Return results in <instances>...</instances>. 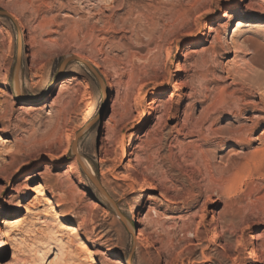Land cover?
<instances>
[{"label": "rangeland", "instance_id": "rangeland-1", "mask_svg": "<svg viewBox=\"0 0 264 264\" xmlns=\"http://www.w3.org/2000/svg\"><path fill=\"white\" fill-rule=\"evenodd\" d=\"M260 4L0 0V264H264ZM211 26L216 33L202 37ZM153 101L163 106L157 114ZM252 122L249 139L233 135ZM101 147L124 165V150L132 160L146 154L151 187L133 191L105 173ZM120 166L113 173H124ZM39 184L63 223L81 226L79 237L51 230L47 208L37 233L10 230L14 256L3 222L24 214ZM149 193L158 199L149 202ZM212 214L225 219L221 239L193 247L184 224L193 219L196 228Z\"/></svg>", "mask_w": 264, "mask_h": 264}, {"label": "bare ground", "instance_id": "bare-ground-1", "mask_svg": "<svg viewBox=\"0 0 264 264\" xmlns=\"http://www.w3.org/2000/svg\"><path fill=\"white\" fill-rule=\"evenodd\" d=\"M254 2V1H253ZM198 8V7H197ZM229 9H233L232 6L229 7ZM230 11L228 12H225L223 15H221L220 17L218 18H221V19H226L228 18V14ZM259 12L264 14V5H259ZM111 18V17H110ZM16 19V18H15ZM261 20V19H260ZM18 21V20H17ZM104 23V22H103ZM93 26V25H92ZM237 28L241 27L242 26V22H238L237 23ZM256 26H260V25H256ZM264 26V25H263ZM259 28V27H258ZM82 30V29H81ZM99 30V29H98ZM101 30V29H100ZM110 30V29H109ZM113 30V29H112ZM111 30V31H112ZM216 33V30L215 28H213L212 26L208 28V34H204L202 37H207V36H211L213 34ZM92 37V36H91ZM102 39V38H101ZM164 39V38H163ZM202 40V39H201ZM200 42V38L199 39H195L193 41H191V43H189V47H193V46H196L197 44H199ZM104 44V43H103ZM91 49V48H90ZM93 49V47H92ZM67 51V50H66ZM64 51V52H66ZM95 51V50H94ZM93 51V52H94ZM97 51V50H96ZM100 51V50H99ZM90 52V51H89ZM97 53V52H96ZM67 54V53H66ZM92 54V53H91ZM127 54V53H126ZM99 55V54H98ZM131 56V55H130ZM88 57V56H87ZM129 57V56H128ZM89 58V57H88ZM97 58V57H96ZM108 58V56H107ZM130 58V57H129ZM110 59V58H109ZM84 62L87 63L88 59L84 58L82 59ZM100 60V59H99ZM121 60V59H120ZM128 60V59H127ZM124 61V60H122ZM121 61V62H122ZM81 62V61H80ZM101 62V61H100ZM99 62V63H100ZM128 62V61H127ZM130 62V61H129ZM85 64V63H84ZM106 65V63L104 64V66ZM130 65V64H129ZM97 69H100V64H97ZM115 67V65H114ZM106 70V69H105ZM109 70V69H108ZM107 70V71H108ZM131 70V69H129ZM233 82V81H232ZM5 84V83H4ZM104 84V83H103ZM105 88V92H108L109 90V87L107 84H104V87L103 89ZM13 94H17V93H20L19 90L17 89H13L12 91ZM1 96V95H0ZM140 100V98H139ZM36 102V101H34ZM114 102V101H113ZM3 103V102H2ZM158 102L157 101H153L152 103H150L149 106L150 107V112L152 114H157L159 111H161V108L163 107L162 105H159L157 104ZM162 103V102H161ZM122 104V103H121ZM263 104V103H262ZM117 105V104H116ZM120 105V104H119ZM162 106V107H161ZM116 112V111H115ZM120 113V112H119ZM163 114V113H162ZM157 120L160 119V116H158L156 118ZM254 121V120H252ZM159 122V121H157ZM156 122V123H157ZM119 123V122H118ZM160 123V122H159ZM253 123V122H252ZM116 124V123H115ZM56 125V124H55ZM155 125V124H154ZM157 125V124H156ZM252 126L250 127H242L241 129L239 128V130L237 131H234L233 135H235V137H239V136H243V137H246V138H250L251 137V132L257 127V124L256 123H253L251 124ZM112 126V125H111ZM243 126V125H242ZM249 126V124H248ZM188 128V127H187ZM192 129V128H191ZM112 133V132H111ZM116 133V132H115ZM69 134V133H68ZM107 135V134H106ZM111 135V134H110ZM66 136V135H65ZM149 138V137H148ZM244 138V139H246ZM242 139V138H241ZM257 140H259L260 142H263L264 143V132L261 134V137L259 138H256ZM247 140V139H246ZM64 141V140H63ZM143 141V139H142ZM146 141V140H145ZM135 136L132 135L129 139V146L132 147L135 145ZM192 142V141H191ZM263 143H261L263 146ZM142 145V144H141ZM144 145V144H143ZM151 146V145H150ZM161 146V145H160ZM158 146V148L160 147ZM75 147V145L73 146V148ZM148 147V145L146 146V148ZM264 147V146H263ZM141 148V147H140ZM144 148V147H143ZM142 148V149H143ZM145 148V149H146ZM150 148V147H149ZM101 151V158H100V164L103 166V167H106L105 169V173H110L112 175V177L114 178V180H118L120 182H124L126 184V186L128 187V189L130 190H136L137 188L139 189H142V188H145V187H151V182L148 181V179L143 175L145 174L144 173V166H146L145 164V159H143V157L145 158V155L146 154H142V155H138L137 153H132L133 156L135 157V160H132L130 158L129 155L126 154V151L124 150V153H123V157H121V160L124 159V160H128V162L124 165L122 161H120V159L118 157H116L115 159H112L108 156V151L104 148V147H101L100 149ZM122 150V149H121ZM264 150V148H263ZM68 151V150H67ZM145 151V150H144ZM153 151V150H152ZM143 152V151H142ZM155 152V151H154ZM146 153V152H145ZM140 154V153H139ZM158 156V155H157ZM147 157V156H146ZM114 158V157H113ZM154 158V157H153ZM147 159V158H146ZM79 160V158L77 159ZM150 160V159H149ZM203 160V159H202ZM82 162V161H81ZM120 163L121 164V168L123 169L124 173H122L121 171V175L117 174L113 171L115 170L117 164ZM135 163V165L133 164ZM153 163V162H152ZM208 163V162H207ZM152 168V167H151ZM145 169H148V168H145ZM150 169V168H149ZM148 169V170H149ZM147 170V171H148ZM87 171V170H86ZM141 171V172H140ZM154 172V171H153ZM104 173V171H103ZM104 173V174H105ZM119 173V172H118ZM144 173V174H143ZM152 173V172H151ZM103 178L105 179V176H103ZM94 181H96L94 179ZM74 183V182H73ZM44 185V184H43ZM43 185H40L37 187V191H34L36 193V198L34 199V203L29 205L28 206V209H26L24 211V214L21 215V216H18V217H15L13 219H10V220H5L3 222L4 224V230L6 231L5 235H7V238L9 240V243H8V246L11 248L13 254L12 255H17V248H18V245L17 243L18 242V237L15 236L13 233H11L10 230L12 229H22L21 230V233L23 234V236H26V235H29V234H35L37 233V229H36V225L34 224V221L36 220L37 217H41V211H45L47 208H52V211L50 214H54V216L52 217V224L51 225H48L51 230L53 229L54 230H57V231H68L71 233V235H74L76 237H79L78 236V231H79V228L81 227L80 225H78V227H75V226H71L69 223L68 225H66L65 223H63V217H61L60 215H58L56 212H54V208L52 207V202L51 200L48 198V196H46L44 193H43ZM165 186V185H164ZM159 187V186H158ZM104 189V188H103ZM154 190V189H153ZM74 196V195H73ZM162 196V195H160ZM163 199L166 198L165 195L162 196ZM147 198L149 199V202L150 201H154L155 199H158L156 197V195L154 193H149V195L147 196ZM175 198V197H174ZM176 199V198H175ZM67 200V199H66ZM168 200V199H167ZM111 202V201H110ZM164 202V201H163ZM113 204V203H112ZM150 204V203H149ZM51 206V207H50ZM44 210H43V209ZM160 209H156L155 207L151 210L153 212H155L156 214H159ZM87 215V214H86ZM148 218L150 217V211L147 212V215H146ZM157 216V215H156ZM225 216V215H224ZM227 216V215H226ZM164 217V216H163ZM49 215H42V220H44L43 222L46 224H48L49 221ZM83 221H85V217H83ZM146 218V217H145ZM155 218V217H154ZM138 219V218H137ZM195 219V218H194ZM159 220V219H158ZM197 220V219H196ZM225 219L223 218L222 215H216V214H212V217H211V220L208 222L207 221V218L206 216H203L202 217V221L198 224L197 222V227L194 228V221L192 219V221L190 222V224L188 223L187 225L184 224V232H186L188 235L192 236V240L189 241V243L197 248V247H202V246H206V249L208 250L209 247H211V245L213 244H216L220 239H221V236L220 234L218 235L217 233V229H218V226H219V222L220 221H224ZM141 221V220H140ZM140 221L137 220V222L140 223ZM157 221V220H156ZM206 222H208V224H206ZM225 222V221H224ZM43 223V224H44ZM142 223V222H141ZM158 223V222H157ZM159 224V223H158ZM207 225L210 226L211 230H209L207 228ZM214 226V227H213ZM220 228H222L223 230V227L219 226ZM48 229V228H47ZM87 230V229H86ZM88 231V230H87ZM47 232V231H46ZM56 232V231H55ZM20 233V232H19ZM39 233V232H38ZM54 233V232H53ZM92 233V232H91ZM94 233V232H93ZM69 234V233H68ZM146 234V233H145ZM54 235V234H53ZM59 235V234H58ZM62 235V234H61ZM30 236V235H29ZM35 236V235H34ZM40 236V235H39ZM86 238L89 237V235L87 234V232L85 231V235H84ZM145 235H144V231L143 230H139L138 231V237H137V240L135 241H142L144 239ZM48 238V237H47ZM54 238V236H53ZM67 238V237H66ZM149 239V238H148ZM147 239L148 241V244L150 245L151 243H149V240ZM48 240V239H47ZM79 240V239H78ZM22 241V240H21ZM66 241V240H65ZM70 242H72L71 239H69ZM75 241V240H74ZM226 241V240H225ZM24 242V241H23ZM59 243V246H62L63 245V241H60L58 240L57 241ZM143 242V241H142ZM230 242V241H229ZM27 243V242H26ZM57 243V244H58ZM65 243V242H64ZM147 243V242H146ZM165 243V242H164ZM225 243V242H224ZM228 243V241H227ZM226 243V244H227ZM141 244V243H140ZM169 244V243H168ZM189 244V245H190ZM230 245V244H229ZM64 246V245H63ZM69 246V245H68ZM162 246V245H161ZM204 246V248H205ZM219 246V245H218ZM167 247V246H165ZM174 247V246H173ZM177 247V246H176ZM192 247V248H193ZM222 247V246H221ZM224 247V246H223ZM59 248V247H58ZM175 248V247H174ZM203 249V248H202ZM224 249V248H223ZM227 249V248H226ZM69 250V249H68ZM225 250V249H224ZM22 252V251H21ZM62 252V251H61ZM64 252V251H63ZM109 253H111L110 251H108ZM174 252V251H173ZM172 252V253H173ZM42 253V252H40ZM203 253V252H202ZM43 254V253H42ZM61 254V253H60ZM23 255V254H21ZM203 255V258L205 259V255ZM12 256V257H14ZM36 256V255H35ZM25 257V256H24ZM39 257H43V256H40ZM33 258V257H32ZM68 258V257H67ZM34 259V258H33ZM29 260V259H28ZM70 260V259H69ZM23 257L22 259L16 257L13 259V263L12 264H23ZM32 262V261H31ZM44 262V261H43ZM67 262V260H66ZM73 262V261H72ZM34 263V262H32ZM31 263V264H32ZM38 263V262H37ZM30 264V263H29ZM172 264V263H170Z\"/></svg>", "mask_w": 264, "mask_h": 264}]
</instances>
